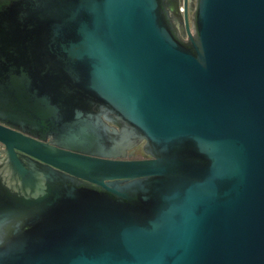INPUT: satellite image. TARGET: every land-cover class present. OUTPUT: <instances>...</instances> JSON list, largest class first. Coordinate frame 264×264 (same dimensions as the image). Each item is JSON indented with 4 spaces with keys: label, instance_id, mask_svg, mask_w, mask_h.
Segmentation results:
<instances>
[{
    "label": "water",
    "instance_id": "1",
    "mask_svg": "<svg viewBox=\"0 0 264 264\" xmlns=\"http://www.w3.org/2000/svg\"><path fill=\"white\" fill-rule=\"evenodd\" d=\"M191 8L0 0V264H264V0Z\"/></svg>",
    "mask_w": 264,
    "mask_h": 264
},
{
    "label": "flooded vegetation",
    "instance_id": "2",
    "mask_svg": "<svg viewBox=\"0 0 264 264\" xmlns=\"http://www.w3.org/2000/svg\"><path fill=\"white\" fill-rule=\"evenodd\" d=\"M176 7L178 10V16L174 17V24L176 26V29L178 32H180V29L184 27V15L186 13V16L188 18L189 25H191V19H192V13L193 10L191 6L195 4V0H175ZM143 144L144 142H140L134 149H132L133 153L130 158L127 159H144L148 158V156L143 151ZM127 153L131 152V150H127Z\"/></svg>",
    "mask_w": 264,
    "mask_h": 264
}]
</instances>
